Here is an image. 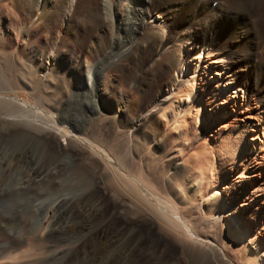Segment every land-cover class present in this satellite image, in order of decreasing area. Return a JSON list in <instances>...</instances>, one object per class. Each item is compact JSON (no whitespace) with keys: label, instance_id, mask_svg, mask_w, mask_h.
Here are the masks:
<instances>
[{"label":"bare ground","instance_id":"bare-ground-1","mask_svg":"<svg viewBox=\"0 0 264 264\" xmlns=\"http://www.w3.org/2000/svg\"><path fill=\"white\" fill-rule=\"evenodd\" d=\"M15 5L18 60L0 45V206L10 209L0 210V264H171L161 239L144 230L143 222L158 223L192 257L201 255V248L212 244L197 224L202 210L206 214L202 198L214 162L201 158L193 167L199 171L196 197H181L180 179L193 174L189 155L182 158L174 147L155 155V143L147 145L152 140L147 124L160 100L132 112L133 121L113 136L115 120L104 115L108 106L98 85L101 77L107 79L122 95L124 84L115 77L118 61L128 58L139 73L129 75L138 92L140 66L149 58L146 47L155 42L147 20L171 12L154 68H168L167 48L174 45L207 53L229 50L247 68L245 87L260 82L263 90L264 0H20ZM65 19L62 35L56 36L55 51L62 56L48 70L34 62L26 31L47 34L46 45L34 52L49 59L48 46ZM90 43L86 66L71 63L69 57L82 56ZM18 86L28 90L34 105L2 98ZM64 129L65 147L54 134ZM211 207L208 214L215 210ZM217 218L203 222L211 233Z\"/></svg>","mask_w":264,"mask_h":264},{"label":"rangeland","instance_id":"rangeland-1","mask_svg":"<svg viewBox=\"0 0 264 264\" xmlns=\"http://www.w3.org/2000/svg\"><path fill=\"white\" fill-rule=\"evenodd\" d=\"M18 1L0 0V45L15 61L18 59H14L13 51L18 45L14 40L21 30L19 24L15 23L19 12L15 4ZM36 18L37 15L33 19ZM170 18L171 12H167L150 16L147 20L146 31L154 35L155 42L152 48L146 47L149 58L140 66L142 77L138 92L133 91L129 75L137 77L139 73L135 74L133 63L127 61L130 60L128 58L118 61L120 72L115 77L124 84L123 94L113 82L102 77L98 89L101 99L108 106L104 115L115 120L113 136L123 131L124 122L133 121L132 112H141L152 102L160 100L161 107L152 113L147 124L153 140L147 145L155 143V155L167 153L171 147L179 149L181 156L184 154L182 158L189 155L192 163L189 172L193 174L180 179L176 192L181 197H196L194 194L199 190L196 178L199 171L193 167L203 160L201 158L214 162L215 167L209 171L213 180L210 181L206 197L202 198L206 214L202 210L203 220L197 224L198 230L212 240V244L206 249L201 248V255L192 257L178 239L163 232L158 223L143 222L140 225L161 239V250L169 256L171 264H264V88L259 90L260 82L256 85L252 83L251 88L245 87L243 75L247 68L241 64L238 55L229 50L207 53V49L200 51L196 48L191 51L189 44L187 47L190 50L174 45L167 48L171 65L165 71L154 68L167 36ZM65 21L61 20L55 30V39L62 35L61 26ZM39 23L42 25L46 22L40 20ZM59 37L48 46L47 52L51 58L47 59L34 52L46 45L49 38L47 34L39 33L34 28L26 31V44L33 53L35 63H41L48 70L58 65L62 56L55 51ZM92 47L90 43L82 56L69 57L70 62L86 66L88 58L85 52ZM52 55H55V59ZM215 60L219 62H213ZM250 65L251 62L246 66ZM50 84L55 83L50 81ZM19 88L11 87L10 91L1 94L2 98L34 105L28 90ZM125 132L131 137L129 130ZM54 134L65 147L69 132L64 129ZM192 155L199 159L196 160ZM179 165V172H183L182 160ZM76 194H66L64 198ZM107 198L110 200L111 195L108 194ZM210 205L215 210L208 214ZM0 210L4 214L10 212L9 207L2 204ZM210 217H218L217 230L213 233L203 224Z\"/></svg>","mask_w":264,"mask_h":264}]
</instances>
